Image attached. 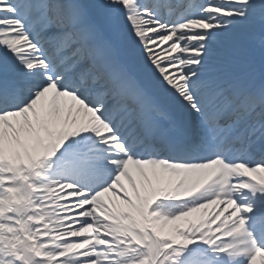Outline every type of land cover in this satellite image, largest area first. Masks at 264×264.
Instances as JSON below:
<instances>
[{"label": "snow or ice", "instance_id": "6c2138e0", "mask_svg": "<svg viewBox=\"0 0 264 264\" xmlns=\"http://www.w3.org/2000/svg\"><path fill=\"white\" fill-rule=\"evenodd\" d=\"M0 264H264V0H0Z\"/></svg>", "mask_w": 264, "mask_h": 264}]
</instances>
